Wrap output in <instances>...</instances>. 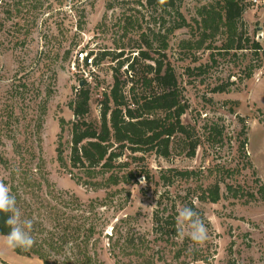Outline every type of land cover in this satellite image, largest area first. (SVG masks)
<instances>
[{
  "label": "rangeland",
  "instance_id": "rangeland-1",
  "mask_svg": "<svg viewBox=\"0 0 264 264\" xmlns=\"http://www.w3.org/2000/svg\"><path fill=\"white\" fill-rule=\"evenodd\" d=\"M178 4L186 24L173 30L181 17L146 0H0V180L19 187L35 206L41 198L61 204L72 194L85 205L101 199L103 205L96 208L102 232L97 250L105 264H119L112 244L128 228L153 238V211L161 194L171 201L219 182L218 202L200 203L194 197L208 239L202 245L190 240L205 259L188 264H264V191H259L264 185V0H247L239 28L249 38L243 39L248 48L229 51L226 28L212 33L198 23L200 12L218 8V0ZM200 38L202 45L193 47ZM253 41L261 44L257 52L250 49ZM138 48L175 70L189 106L183 121L191 125L199 145L193 156L173 153L167 158L126 148L114 171L128 181L95 188L85 183L83 168L70 162L77 119L72 103L84 84L90 91L84 118L98 127L105 94L118 72L127 83L125 100L132 104L131 82L139 84L135 94L141 92L145 64L152 62L139 61L132 77L126 58ZM91 52L88 57H95L97 65L89 66L82 58ZM219 86L224 91L214 90ZM61 144L66 165L58 160ZM169 168L192 174L174 176L166 184L160 174ZM50 190L64 198L53 193L54 199ZM4 236L1 264H44L37 255L7 248ZM169 259L177 264L171 254Z\"/></svg>",
  "mask_w": 264,
  "mask_h": 264
},
{
  "label": "trees",
  "instance_id": "trees-1",
  "mask_svg": "<svg viewBox=\"0 0 264 264\" xmlns=\"http://www.w3.org/2000/svg\"><path fill=\"white\" fill-rule=\"evenodd\" d=\"M146 1L150 5L173 9L178 17H181L175 20L177 23L173 30L186 24L184 15L178 9L180 0H164V3H160V0ZM218 5V8L205 6L206 10L200 12L202 20L198 23L202 24L204 30L211 29L212 33L226 28L229 41L225 45V50L248 48L243 44V39L249 38H244L245 33L239 28L248 5L247 0H218ZM203 42L204 38H200L193 47L199 48ZM250 49L257 52L261 49V44L253 41ZM91 54L92 52L88 53ZM119 55H123V52H119ZM141 60L152 61L145 64V70L142 76L140 75L142 91L135 94V86L139 84L131 82L130 90L134 92L135 100L132 102L133 105L129 104L124 93L127 83L123 82L116 72L110 93L105 94L102 103L98 127L84 118L89 110L90 101V91L84 84L79 89L77 99L72 103L77 119L72 127L70 162L73 166L83 168L85 183L95 188L119 184L121 180L128 181L126 175L120 176L114 171L117 159L126 148L131 149L133 153L153 151L167 158L173 153L193 156L199 145V140L193 139L191 125L183 121V115L189 106L181 96L175 70L152 56L149 50L138 48L136 54L126 58L127 71L131 72L132 77L135 65ZM93 61L97 65L95 57ZM122 66L123 62L115 67V70L118 71ZM253 69L250 68L248 77L252 76ZM224 89L225 86H219L214 90ZM213 129H217L216 126ZM216 134L221 135L222 131L217 129ZM244 145L245 142L241 143L240 147L243 149ZM63 152L61 144L58 147V160L66 165L67 160ZM108 172L107 176L99 179L100 173L105 175ZM190 174H192L190 170L169 168L160 174V178L166 184H171L174 176L182 178ZM10 189L16 197L17 207L21 210L23 218L33 221L31 234L35 243L27 250L14 249L17 253L37 255L43 259L44 264H105L97 250L102 232L98 228L100 220L96 208L103 205L101 199L94 198L85 205L76 194L63 201V195L50 190V195L54 199H57L54 194L61 196L59 197L62 200L61 204H53L51 198H41L35 202V204L39 202L38 206H35L21 195L19 187L11 186ZM228 189H231V186H228ZM221 191V184L215 182L207 187L202 185L196 194L179 195L171 201L161 194L156 203L158 207L153 211V238L141 232H133L132 228H128L125 234L120 233L119 243L112 244L117 262L173 264L169 259L170 254L177 264L205 259L196 245L191 246L187 235L185 237L177 235L176 216L178 209L183 206L193 207L199 211L195 196L200 203L218 202L222 196ZM259 191H264L263 184L259 186ZM110 196L111 194L106 198ZM7 218L8 214L0 213V235H7L10 232V228L5 224ZM116 247L119 248V252L115 250ZM167 250L170 253H167ZM118 253H121L122 257H119Z\"/></svg>",
  "mask_w": 264,
  "mask_h": 264
},
{
  "label": "clouds",
  "instance_id": "clouds-1",
  "mask_svg": "<svg viewBox=\"0 0 264 264\" xmlns=\"http://www.w3.org/2000/svg\"><path fill=\"white\" fill-rule=\"evenodd\" d=\"M164 3V0H160ZM0 213L8 214L5 221L10 232L4 236V244L9 249H30L35 240L32 236L33 221L23 218L21 210L17 207L16 197L3 180H0ZM177 235L187 237L197 245H202L208 239V229L193 207L183 206L178 209L176 216Z\"/></svg>",
  "mask_w": 264,
  "mask_h": 264
},
{
  "label": "built area",
  "instance_id": "built-area-1",
  "mask_svg": "<svg viewBox=\"0 0 264 264\" xmlns=\"http://www.w3.org/2000/svg\"><path fill=\"white\" fill-rule=\"evenodd\" d=\"M82 58L85 60V63L89 66H94V61H93V56H89L88 57V54H86V56H83L82 55Z\"/></svg>",
  "mask_w": 264,
  "mask_h": 264
},
{
  "label": "water",
  "instance_id": "water-1",
  "mask_svg": "<svg viewBox=\"0 0 264 264\" xmlns=\"http://www.w3.org/2000/svg\"><path fill=\"white\" fill-rule=\"evenodd\" d=\"M82 84H83V81H82Z\"/></svg>",
  "mask_w": 264,
  "mask_h": 264
}]
</instances>
